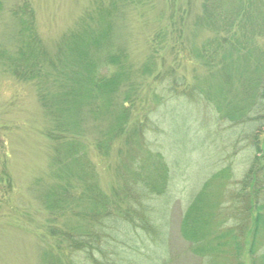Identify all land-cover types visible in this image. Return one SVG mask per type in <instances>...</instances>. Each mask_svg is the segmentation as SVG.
I'll use <instances>...</instances> for the list:
<instances>
[{"label":"rangeland","instance_id":"1","mask_svg":"<svg viewBox=\"0 0 264 264\" xmlns=\"http://www.w3.org/2000/svg\"><path fill=\"white\" fill-rule=\"evenodd\" d=\"M127 1L0 0V264H70L64 234H74L76 228L88 225L80 213L86 199L75 207L65 203L74 209L72 212L64 209V204L59 208L47 202L57 186L66 187L73 195L85 189L77 177L66 181L54 174L64 159L57 157L56 147L60 140L67 139L66 135H51L55 127L39 100L36 84L13 72L12 62L22 41L20 11H28L31 33L50 53L69 32L82 25L96 28L97 11H108L110 39L124 51L134 69L145 61L152 43L158 39L172 42L176 44L173 52L161 53L169 59L179 57V72L189 85L209 73L199 64L198 54L205 58L209 51L216 56L228 52L245 55L252 59L254 68L264 59V0ZM234 46L237 50L231 52ZM184 100L166 109L162 129L148 133L169 168V211L153 218L157 232L152 237L125 243L126 253L111 255L112 263L264 264V224H258L253 254H248L247 226L252 214L247 216L245 211V196L253 191L256 207L264 214V122L250 133L245 124L229 125L218 120L211 103ZM251 134L257 137L253 139ZM95 136L93 125L87 122L79 140L84 146L90 144L87 157L98 187L109 192L115 185L112 166L117 160V147L109 158H102L92 147ZM223 169L228 178L212 176ZM206 181L210 191L224 181L225 194L220 205L211 209V215L204 212L189 217V224L196 225L197 237L204 235L196 247L203 250L205 244L208 251L195 253V242L184 239L180 228L188 205ZM207 217L219 220V224L205 225ZM226 232L228 237L231 233L236 236V246L225 243ZM209 245L215 248L209 251ZM76 259H71L74 264L99 263L79 256Z\"/></svg>","mask_w":264,"mask_h":264},{"label":"trees","instance_id":"2","mask_svg":"<svg viewBox=\"0 0 264 264\" xmlns=\"http://www.w3.org/2000/svg\"><path fill=\"white\" fill-rule=\"evenodd\" d=\"M20 15L22 41L12 62L13 72L36 84L39 100L55 127L51 135L55 132L58 136L66 135L67 139L60 140L56 147L57 157L64 159L54 174L66 181L77 177L84 184L85 192L78 195L57 186L47 200L49 205L59 208L64 204V209L72 212L74 209L65 203H73L75 207L86 199L80 213L84 215L81 220L88 225L76 228L74 234H64L71 253L70 264L75 263L72 257L77 260L78 256L84 261H98L97 264H113L111 255L120 257L126 253L125 243L136 238L143 242L157 232L153 218L169 211L171 176L163 155L153 147L148 133L162 129L166 109L182 104L184 99L187 102L203 99L212 104L218 120L229 125L245 124L247 132H254L264 122V59L254 68L250 64L252 59L245 55L228 52L216 56L209 51L205 58L198 54L199 64L209 73L202 81L189 85L179 72V57L169 59L161 53L173 52L176 44L172 42L158 39L156 44L160 47L151 42L147 58L134 69L124 51L110 39L108 11L98 10L96 28L82 25L69 32L52 53L31 33L28 11H20ZM236 50L235 46L230 49ZM245 50L251 51L248 47ZM242 96L245 100H241ZM87 122L95 130L92 147L99 156L109 158L113 147H117V160L112 166L115 185L109 192L98 187L97 175L87 157L90 144L84 146L79 140ZM251 136L254 139L257 134ZM226 172L223 169L212 176L226 179ZM207 181L188 205L180 228L184 239L195 242V253L208 251L205 244L203 250L196 247L204 235L197 237L196 225L189 224V217L204 215V212L211 215V209L220 205V198L225 194L224 181L211 191ZM248 193L245 211L252 217L247 226V253L253 254V242L258 224H264V214L256 207L254 192ZM206 219L205 225L219 224V220ZM228 236L227 233L225 243L236 246V236L232 233ZM213 248L209 245L208 250ZM167 249L166 246L164 251Z\"/></svg>","mask_w":264,"mask_h":264}]
</instances>
